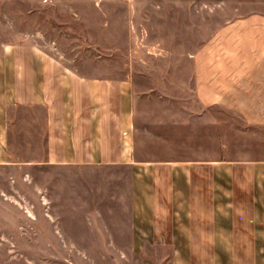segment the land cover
<instances>
[{
	"label": "rangeland",
	"instance_id": "1",
	"mask_svg": "<svg viewBox=\"0 0 264 264\" xmlns=\"http://www.w3.org/2000/svg\"><path fill=\"white\" fill-rule=\"evenodd\" d=\"M33 47L57 68L132 79L136 157L264 159V0H0V71ZM10 112L8 161L18 163L0 164V264H167L161 248L118 253L119 238H88L70 205L92 198L81 177L22 163L37 160L23 157L30 111ZM56 177L64 205L48 207L46 192L60 202Z\"/></svg>",
	"mask_w": 264,
	"mask_h": 264
},
{
	"label": "crops",
	"instance_id": "2",
	"mask_svg": "<svg viewBox=\"0 0 264 264\" xmlns=\"http://www.w3.org/2000/svg\"><path fill=\"white\" fill-rule=\"evenodd\" d=\"M11 68L0 71V164L18 163L8 161L10 109L29 110L32 126L25 134L37 137L25 135L29 153L23 157L37 160L21 162L39 164L42 173L81 177L76 186L81 183L92 200L80 197L75 205L80 199L72 197L70 205L72 213L85 215L88 238H119L118 253L161 248L167 264H264V159L136 157L135 89L127 74L57 68L36 47L26 58L14 52ZM31 172L32 166L24 174ZM61 180L54 183L58 204L43 195L48 207L64 205ZM50 189L46 184L40 192Z\"/></svg>",
	"mask_w": 264,
	"mask_h": 264
}]
</instances>
